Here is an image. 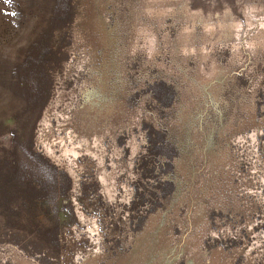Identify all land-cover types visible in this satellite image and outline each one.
<instances>
[{
    "label": "rangeland",
    "instance_id": "1",
    "mask_svg": "<svg viewBox=\"0 0 264 264\" xmlns=\"http://www.w3.org/2000/svg\"><path fill=\"white\" fill-rule=\"evenodd\" d=\"M173 1L0 0V264H264V0ZM89 9L123 167L78 184L39 138Z\"/></svg>",
    "mask_w": 264,
    "mask_h": 264
},
{
    "label": "bare ground",
    "instance_id": "2",
    "mask_svg": "<svg viewBox=\"0 0 264 264\" xmlns=\"http://www.w3.org/2000/svg\"><path fill=\"white\" fill-rule=\"evenodd\" d=\"M177 1L174 0L167 8L176 6ZM87 14L85 25L89 33L81 38L93 46L90 50V60L87 59L88 66H82V69L74 59L66 66V82L62 83L61 89L56 92L44 114L39 138V144L48 153L56 157L58 152L59 156L70 163L71 171L78 176V184L84 173L105 181L109 173L106 166L111 148L115 155L111 156L116 159L115 165L123 167L122 148L118 144L121 130L117 76L111 60H107L97 51L98 47L105 45L97 33L99 24L94 9H89ZM262 14L264 23V12ZM235 22L230 19L225 23L228 24L227 28H237L240 32L242 24L236 25ZM79 218H82L81 214ZM237 253L238 249H235L234 254H226L222 247H218L213 251L211 263L207 264H227ZM125 261L126 259L122 264Z\"/></svg>",
    "mask_w": 264,
    "mask_h": 264
},
{
    "label": "built area",
    "instance_id": "3",
    "mask_svg": "<svg viewBox=\"0 0 264 264\" xmlns=\"http://www.w3.org/2000/svg\"><path fill=\"white\" fill-rule=\"evenodd\" d=\"M219 205H220V206H223V205L226 206L225 203H222V202H220ZM255 207H256V205L253 206L252 209L254 210ZM253 210H252V211H253ZM257 235H260V232H256V233L253 235V237H254V238H257Z\"/></svg>",
    "mask_w": 264,
    "mask_h": 264
}]
</instances>
